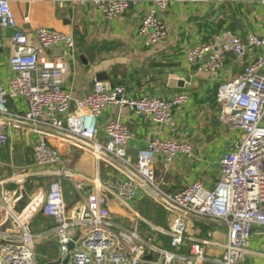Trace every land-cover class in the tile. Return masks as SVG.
Here are the masks:
<instances>
[{
	"label": "built area",
	"instance_id": "obj_1",
	"mask_svg": "<svg viewBox=\"0 0 264 264\" xmlns=\"http://www.w3.org/2000/svg\"><path fill=\"white\" fill-rule=\"evenodd\" d=\"M58 4H70L78 8L87 4L98 8L106 19L123 15L139 0H54ZM172 0H153L151 9L142 19L139 35L148 46H153L168 35V26L161 13L168 9ZM177 2H236L238 0H173ZM264 5V0H261ZM0 26L12 29L11 44L14 53L9 67L13 77L8 88L0 85V152L10 141L12 130L31 128L38 135L34 145L35 163L42 168L62 162L58 147L50 140L66 142L77 149L90 153L107 164L114 176L110 189L121 200H135L137 191L144 187L153 202L165 213L176 219L168 228L153 230L169 237L170 246L178 247L185 238L186 218H209L224 222L228 227L227 243L217 264H242L245 260L255 226L264 228V36L248 33L245 37L228 33L230 40L216 50L214 44H198L189 50L187 59L191 64H201L203 71L214 73L221 70L228 55L236 60L251 62L234 79L223 83L218 90L222 102L220 120L232 131L241 133L239 139L224 153L220 160L221 178L213 189L207 188L198 179L185 188L170 192L165 190V180L158 178L154 159L166 154L168 162L178 155L192 156L190 142L154 137L148 146L139 150L133 160L125 148L132 134L120 119L110 120L105 127L106 141L98 139V120L108 107H126L154 121L176 127L172 108L188 103L189 95L181 93L170 100L157 96L129 98L123 85L110 88L96 83L95 89L74 98L65 88L64 79L70 65L47 67L40 63L41 54L57 46L73 50L76 46L71 33L39 27L30 36L20 30L10 0H0ZM3 34L0 32V43ZM23 97L28 109L23 113L12 112L9 99ZM72 103L76 110L71 111ZM47 193L32 196L31 203L21 214L14 211L20 196L3 192L8 203V213L14 225L0 232V264H39L36 244L46 236L34 234L29 228L30 219L36 212L51 217L55 223V235L62 249L76 234L80 236L71 252L69 264H145L149 248L159 255L153 264H203L204 244L195 242L191 255L184 256L144 240L138 230L116 229L111 220L108 204L109 188L103 187L100 179H90L66 167L56 174ZM28 176L22 171L13 179L22 183ZM61 178L77 181L81 190L89 183L92 192L68 209ZM113 188V189H112Z\"/></svg>",
	"mask_w": 264,
	"mask_h": 264
},
{
	"label": "crops",
	"instance_id": "obj_2",
	"mask_svg": "<svg viewBox=\"0 0 264 264\" xmlns=\"http://www.w3.org/2000/svg\"><path fill=\"white\" fill-rule=\"evenodd\" d=\"M20 30L30 38L36 28L46 27L71 33L76 46L70 50L57 46L41 54L40 63L47 67L67 62L71 70L65 76L64 88L74 97H80L95 89L96 83L110 88L123 85L129 98L157 96L170 100L175 95L186 93L189 101L183 106L172 108L176 123L173 129L152 118L136 114L126 107H108L98 120V139L106 141L105 127L110 120L120 119L132 134L125 144L128 155L136 160L139 150L148 146L154 137L185 140L192 144L193 155H178L168 162L166 154L160 153L154 159V170L158 178L165 180L164 188L170 192L179 191L200 179L207 188L213 189L221 178L220 160L241 136L240 132L229 130L220 120L222 102L218 99L219 87L236 78L251 62L236 60L228 55L224 67L214 73L203 71L201 64H191L187 54L198 44L220 42L233 33L245 37L248 33L264 36V5L261 0H238L236 2H177L171 1L167 10L161 13L168 26V35L160 43L148 46L139 35V28L145 14L151 9L153 0H139L123 15L106 19L104 14L91 4L73 8L70 4H58L54 0H10ZM0 43V85L8 88L13 73L9 67L14 53L11 44L12 29L2 30ZM223 45V46H224ZM62 48V49H61ZM104 72L106 78L97 80V74ZM12 112L23 113L28 109L23 97L9 99ZM76 110L72 103L71 111ZM38 135L31 128L12 130L10 141L0 152V232L12 227L8 220V203L3 192L15 197L22 195V189L30 196L47 193L50 183L59 178L56 174L66 167L90 179H100L102 186H112L114 176L119 172L105 163L98 162L90 153L58 140H50L51 146L59 148L62 162L56 166L42 168L35 163L34 145ZM27 172L25 184H17L14 177ZM68 209L83 201L92 192V184L78 190L77 181L61 178ZM67 189V193H65ZM113 189V188H112ZM111 220L116 229L138 230L144 240L190 256L195 242L204 244L203 264H217L225 249L228 237L227 225L209 218H186L183 242L171 247L169 237L153 230L154 227L168 229L175 217L162 211L151 199L144 187L137 191L135 200H121L112 190L108 192ZM29 228L34 234L46 236L37 242V250H54L59 256L58 246L53 238L56 223L41 211L30 219ZM49 254V253H48ZM37 258V255H36ZM159 255L147 248L145 264H153ZM38 261V259H37ZM44 262H39L42 264ZM242 264H264V228L255 226L249 252Z\"/></svg>",
	"mask_w": 264,
	"mask_h": 264
},
{
	"label": "water",
	"instance_id": "obj_3",
	"mask_svg": "<svg viewBox=\"0 0 264 264\" xmlns=\"http://www.w3.org/2000/svg\"><path fill=\"white\" fill-rule=\"evenodd\" d=\"M226 41L225 44L230 40V36L225 37ZM224 45V44H223ZM220 42L217 44L215 47L216 50L220 49L223 46ZM62 49V48H61ZM214 75H216V72H214ZM106 78V75L104 72H99L97 74V80H101ZM26 181L24 180L22 183H17L19 185L25 184ZM32 201V196L26 193V190L22 189V195L19 198V200L15 203L14 205V211L17 214H21L23 210L31 203ZM9 222L14 225L13 222V217L11 215L8 216ZM80 236V226H77L76 234L73 236L72 240H70L67 244L64 246L66 247V251L62 249V244L59 240V237L57 235L53 236L52 239L56 241V244L58 246V251H59V256L56 259L49 260L47 262H44L42 264H69V260L71 257V252L75 249L76 247V241L78 240Z\"/></svg>",
	"mask_w": 264,
	"mask_h": 264
},
{
	"label": "rangeland",
	"instance_id": "obj_4",
	"mask_svg": "<svg viewBox=\"0 0 264 264\" xmlns=\"http://www.w3.org/2000/svg\"><path fill=\"white\" fill-rule=\"evenodd\" d=\"M65 193H67V189H65ZM48 250H49V252L46 251V250H41V249L37 250L36 254H37V259H38L39 262H44L45 259L50 257V256L51 257H56L57 253L54 250H52V249L51 250L48 249Z\"/></svg>",
	"mask_w": 264,
	"mask_h": 264
}]
</instances>
